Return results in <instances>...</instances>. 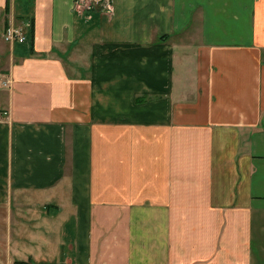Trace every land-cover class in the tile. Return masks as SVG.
Instances as JSON below:
<instances>
[{
	"label": "crops",
	"instance_id": "crops-1",
	"mask_svg": "<svg viewBox=\"0 0 264 264\" xmlns=\"http://www.w3.org/2000/svg\"><path fill=\"white\" fill-rule=\"evenodd\" d=\"M16 262L264 264V0H0Z\"/></svg>",
	"mask_w": 264,
	"mask_h": 264
},
{
	"label": "built area",
	"instance_id": "built-area-1",
	"mask_svg": "<svg viewBox=\"0 0 264 264\" xmlns=\"http://www.w3.org/2000/svg\"><path fill=\"white\" fill-rule=\"evenodd\" d=\"M92 3H105L107 8L111 7L112 0H88ZM6 41H15L18 40L19 42L25 41V36H23L22 32L16 28H9L5 33Z\"/></svg>",
	"mask_w": 264,
	"mask_h": 264
},
{
	"label": "rangeland",
	"instance_id": "rangeland-1",
	"mask_svg": "<svg viewBox=\"0 0 264 264\" xmlns=\"http://www.w3.org/2000/svg\"><path fill=\"white\" fill-rule=\"evenodd\" d=\"M19 18H20V17H19ZM16 22H17V23H16L17 25L15 26V28L21 31L20 26H22V21H21L20 19H17ZM21 32H23V31H21Z\"/></svg>",
	"mask_w": 264,
	"mask_h": 264
},
{
	"label": "trees",
	"instance_id": "trees-1",
	"mask_svg": "<svg viewBox=\"0 0 264 264\" xmlns=\"http://www.w3.org/2000/svg\"><path fill=\"white\" fill-rule=\"evenodd\" d=\"M15 264H33V263H30V262H16Z\"/></svg>",
	"mask_w": 264,
	"mask_h": 264
}]
</instances>
